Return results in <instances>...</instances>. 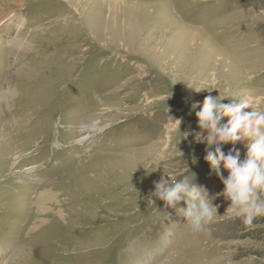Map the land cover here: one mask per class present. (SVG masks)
I'll list each match as a JSON object with an SVG mask.
<instances>
[{
  "label": "rangeland",
  "instance_id": "1",
  "mask_svg": "<svg viewBox=\"0 0 264 264\" xmlns=\"http://www.w3.org/2000/svg\"><path fill=\"white\" fill-rule=\"evenodd\" d=\"M17 1L0 0V264H264V216L245 224L219 196L194 232L154 196L167 174L224 188L192 104L264 110V0Z\"/></svg>",
  "mask_w": 264,
  "mask_h": 264
},
{
  "label": "clouds",
  "instance_id": "2",
  "mask_svg": "<svg viewBox=\"0 0 264 264\" xmlns=\"http://www.w3.org/2000/svg\"><path fill=\"white\" fill-rule=\"evenodd\" d=\"M213 89L217 88H208L210 93ZM225 98L220 94H209L202 107L198 101L192 104L200 129L197 140L206 144L204 159L223 183L222 191L210 196L205 188L187 178L176 179L168 174L154 181V196L165 202V209H175L194 232L203 231L213 219L218 207L213 200L219 196L230 201L227 211L245 224L264 216V110L243 97L234 98L227 104L222 102ZM249 107L252 111H244ZM225 117H228L227 122H223ZM176 121L180 126L181 120ZM240 141H246L247 151L243 160L240 150L235 147ZM229 143L233 147L226 154L223 146ZM221 166L227 170V177ZM182 201L186 208L179 206ZM164 214L172 220L171 212L165 211Z\"/></svg>",
  "mask_w": 264,
  "mask_h": 264
},
{
  "label": "bare ground",
  "instance_id": "3",
  "mask_svg": "<svg viewBox=\"0 0 264 264\" xmlns=\"http://www.w3.org/2000/svg\"><path fill=\"white\" fill-rule=\"evenodd\" d=\"M16 2V3H18L19 1H17V0H9V2ZM22 2V1H21ZM19 4V3H18ZM15 5V4H14ZM20 44V46L23 44L22 43V39H15V40H13V41H11V43H9L8 45V47H9V49L11 50L10 51V55H11V53H13L14 52V50H13V48H16V47H19L18 45ZM7 46V45H6ZM4 50V49H3ZM2 50V51H3ZM20 51V50H19ZM3 52H5V51H3ZM18 52V51H17ZM8 54V53H7ZM7 59H8V57H6ZM10 58V57H9ZM10 61H6V59H5V63L6 64H8L9 66H11V68H13V67H15L16 66V63H17V61H15V60H13V59H9ZM3 63V62H2ZM25 63V62H24ZM4 64V63H3ZM5 64V65H6ZM6 67V66H5ZM8 70V69H7ZM13 70V69H12ZM9 73H10V71H9ZM11 76V75H10ZM8 78H11V77H8ZM9 80V79H8ZM7 82V81H6ZM43 87H45V86H43ZM201 87V86H200ZM46 88V87H45ZM42 89V88H41ZM43 90H45V89H43ZM42 90V91H43ZM9 92V91H8ZM36 92H37V90H36ZM40 92V91H39ZM45 92V91H44ZM11 93V92H10ZM9 93V94H10ZM46 94H47V92H45ZM51 93V92H50ZM41 94H43V93H41ZM1 95V94H0ZM8 95V94H7ZM10 95H12V94H10ZM9 95V96H10ZM45 95V94H44ZM50 95H52V94H50ZM50 95H49V97H50ZM4 96V95H3ZM53 96V95H52ZM46 97V96H45ZM60 97V96H59ZM54 98V97H53ZM7 99V98H6ZM47 99V97L45 98V100ZM49 99V98H48ZM47 99V100H48ZM45 100H44V102H45ZM40 101V100H39ZM52 101V100H51ZM43 102V101H42ZM53 102V101H52ZM48 105V104H47ZM57 106V105H56ZM9 107V106H8ZM42 107H44V106H42ZM47 108V107H46ZM6 109V108H5ZM40 109V108H39ZM53 109H54V107H53ZM12 110V109H11ZM57 110V109H56ZM18 111H19V109H18ZM4 112V111H3ZM17 112V111H16ZM30 112V111H29ZM9 113L11 114V115H9ZM9 113L6 115V117H7V123H10L11 124V120H13V119H15L14 118V114L12 113V111H9ZM20 113V112H19ZM31 113V112H30ZM37 113V112H36ZM1 114V113H0ZM18 115V114H17ZM21 115V114H20ZM36 115V114H35ZM4 116V115H3ZM19 116V115H18ZM1 117V116H0ZM19 119H21V118H19ZM18 119V120H19ZM30 119V118H29ZM14 123H18L16 120H15V122ZM20 125V124H19ZM6 126V125H5ZM7 127V126H6ZM11 127L12 126H9L8 127V129H11ZM106 126L104 125V126H101V125H99V123H98V121H88V122H82L81 123V125H80V132H87V131H89V132H98V131H100V130H102V129H104ZM14 128V127H13ZM16 130V129H15ZM56 130V129H55ZM1 131V130H0ZM2 132V131H1ZM6 133H9V135L11 136V137H9V138H13V133H11L10 131L9 132H6ZM81 136V135H80ZM89 137V134H86V135H82L79 139H78V141H77V144H82L83 142H85V140L87 139ZM52 138V137H51ZM171 139V138H170ZM51 141V140H50ZM13 144V145H12ZM16 144V145H15ZM6 145V144H5ZM15 145V146H14ZM7 146V145H6ZM18 146L19 147H21L22 146V144L20 145H18L17 143H15V142H13L12 141V143L10 144L9 143V146H7L8 147V150H14L13 151V153H12V155L14 156V158L15 159H19V152H18ZM53 147V146H52ZM65 148V147H64ZM31 150V149H30ZM65 151V150H64ZM45 153V152H44ZM60 153V152H59ZM50 154V153H49ZM39 155H42V154H39ZM46 155V154H45ZM54 155V154H53ZM52 154H51V156H53ZM95 155V154H94ZM12 156V157H13ZM9 158V157H8ZM76 158V157H75ZM74 160V159H73ZM72 161V160H71ZM74 162V161H73ZM42 163V162H41ZM72 163V162H71ZM45 165V164H44ZM71 165V164H70ZM87 165V164H86ZM79 166V165H78ZM78 166H77V169H78ZM69 167V166H68ZM66 169H67V167H65ZM64 167H63V169L64 170H66ZM82 168V167H81ZM39 169V168H38ZM62 169V168H61ZM81 170V169H80ZM75 171V170H74ZM78 174V173H77ZM76 173H75V175H77ZM59 175V174H58ZM62 175V174H61ZM85 176V175H84ZM79 178V177H78ZM96 185H97V183H96ZM49 192V191H48ZM55 195V194H54ZM54 195L53 194H50V193H47V192H45L44 194H42V195H39V196H37L36 197V199H35V204H36V209L35 210H37L38 212H43V211H45V210H47V209H45V208H47L48 206L46 205V206H44L51 198L53 199V197H54ZM45 207V208H44ZM60 211V210H59ZM38 222V221H37ZM34 224V223H33Z\"/></svg>",
  "mask_w": 264,
  "mask_h": 264
}]
</instances>
